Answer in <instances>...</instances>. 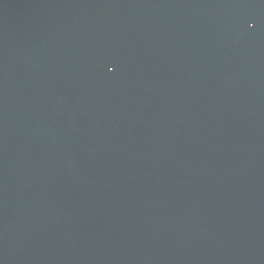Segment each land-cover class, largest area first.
Returning <instances> with one entry per match:
<instances>
[{
	"label": "water",
	"instance_id": "obj_1",
	"mask_svg": "<svg viewBox=\"0 0 264 264\" xmlns=\"http://www.w3.org/2000/svg\"><path fill=\"white\" fill-rule=\"evenodd\" d=\"M0 264H264V0H0Z\"/></svg>",
	"mask_w": 264,
	"mask_h": 264
}]
</instances>
